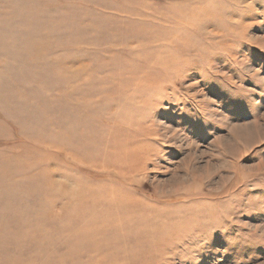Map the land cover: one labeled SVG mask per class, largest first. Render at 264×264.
Segmentation results:
<instances>
[{
    "label": "rangeland",
    "instance_id": "374dc122",
    "mask_svg": "<svg viewBox=\"0 0 264 264\" xmlns=\"http://www.w3.org/2000/svg\"><path fill=\"white\" fill-rule=\"evenodd\" d=\"M0 264H264V0H0Z\"/></svg>",
    "mask_w": 264,
    "mask_h": 264
}]
</instances>
